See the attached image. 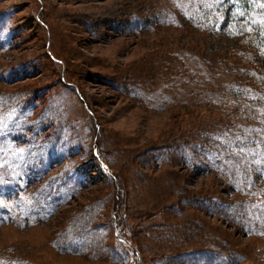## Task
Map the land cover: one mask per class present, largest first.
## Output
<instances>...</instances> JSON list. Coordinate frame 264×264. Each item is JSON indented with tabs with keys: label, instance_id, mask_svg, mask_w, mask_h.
Masks as SVG:
<instances>
[{
	"label": "rangeland",
	"instance_id": "rangeland-1",
	"mask_svg": "<svg viewBox=\"0 0 264 264\" xmlns=\"http://www.w3.org/2000/svg\"><path fill=\"white\" fill-rule=\"evenodd\" d=\"M0 264H264V0H0Z\"/></svg>",
	"mask_w": 264,
	"mask_h": 264
},
{
	"label": "snow or ice",
	"instance_id": "snow-or-ice-1",
	"mask_svg": "<svg viewBox=\"0 0 264 264\" xmlns=\"http://www.w3.org/2000/svg\"><path fill=\"white\" fill-rule=\"evenodd\" d=\"M0 203H2V202H0Z\"/></svg>",
	"mask_w": 264,
	"mask_h": 264
}]
</instances>
